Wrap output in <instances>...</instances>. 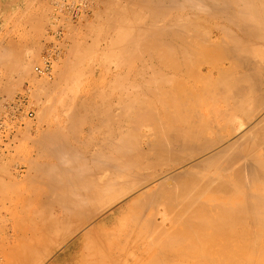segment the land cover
<instances>
[{
    "label": "bare ground",
    "instance_id": "obj_1",
    "mask_svg": "<svg viewBox=\"0 0 264 264\" xmlns=\"http://www.w3.org/2000/svg\"><path fill=\"white\" fill-rule=\"evenodd\" d=\"M125 1H127V0H125ZM128 1L132 2V3H128V4H133L134 7L137 6L135 4H138L139 5L138 7H141L140 10H142V13L145 12L144 14H146V16L149 20V22H147V21L141 22L142 24H140L137 27L138 30L135 28L137 30L136 31L137 34H136L135 38H133V40L130 43L128 42V47H130L129 44L130 45L133 44V46L137 44V46H134V48L139 46L140 49H142L141 47L144 46V48H146V50H147L146 52H148V51L150 52V54H149L150 57L149 56H147V57H149L150 61H152L154 63L153 64L149 61L151 63V65L147 69L152 70V68H153L154 74H158V73L161 74L162 79L160 78V81H159V77L157 76L158 77V79H157L155 76L153 81H149L150 79L152 80L151 77L153 74L151 73L152 75H150L151 76L150 79L147 77L148 82L146 80H143L142 81L143 83L141 82L142 85L136 84L137 86H135V87L140 86L139 88H141V86H142L141 91L140 90L139 91L140 92L143 91L145 96L143 93H141V94H143L144 97L140 94H139V97H137L138 94L135 96V98L131 97L133 99H131L129 97L131 100L130 99H128V100L126 99V100L127 101L130 100L131 102L130 101L126 102V104H125L124 99H121L120 102L123 105H121L120 108L123 109V111L120 109L117 112V113H120L119 116H120L121 120L119 118V121H116V120H118V118H117L118 116H117L116 112L114 111L115 113H113L112 110H111L112 112H110V109H111V107H109L110 105L106 106V107H108L109 111L107 112L105 109L106 113L105 114L103 113V115L105 117V121H106V119L107 120L112 119L111 121H115L119 124V127H117L118 131L116 128L117 132L114 133V131H112L110 129L112 131L110 133H112V134H110V138H108V139H110L109 141H111V143L109 144V142L107 141L109 146L111 145L110 147L116 151L115 153L117 154V157L115 156L113 158V157H110L111 155L109 156L107 154L110 157L109 158L106 155V157L109 158L108 160H106V158H105L106 161H103V160L101 161L100 159H98L99 162L96 161L97 164H95V165L98 166L97 168L101 167L102 169H100V170H101V172H103L102 170H104L105 168L109 167V169H110V166L115 165L114 167H116V165H117L116 163H120L119 166H117V167L121 166L120 168L123 167L122 164H124V166L127 164L126 167H129V166L131 167V165L133 167V165L144 163V162H142L144 160L142 157L147 156V153L150 156L149 152L147 151L148 148L146 149V152H147L146 155L144 152L140 154V152L137 151V150H139V148L137 147L136 144L134 145L135 140L131 141L132 140L131 137L133 136V133H134V135H135V133L137 135V133L139 132V129H141V128L138 129V126L140 125V127H141V124L142 125L148 124L147 125L148 128L150 126H154V129L150 127L153 130V138L149 139L150 138L149 137L148 139L150 141L148 140V144H147V142L145 144L150 146V148H149V149H151L150 153H153L151 156L152 157L155 156L154 158H156V159H154V160L156 161V163L154 162V160L151 159L152 158L151 156L145 157L146 161L148 160L149 165L151 167L152 166L155 167L157 164L160 165L159 162L161 161V159L165 158V159H167L168 162L169 161L174 162L175 163V164L173 163L174 166L175 165L179 166L182 164H183V166L179 167L180 169H178L174 172L172 171L171 173L166 174L165 176H162V178L160 180L158 178L159 181H157V183L155 185L153 183V186H151V187L148 186V188L146 187V189H142L140 191V193L138 194V196H139V198H141L142 200H145L146 202L147 201L150 202V200L152 202L154 200H157V202H158V200H159V201H163L164 206L166 208H167L166 205H168V207H169L168 209H171V212L173 213V215L170 213V215H172V219H173L172 221H174V219L176 220V222L174 221L175 227H176V223L179 222V224H180V222L182 221L183 227H181V228L179 226H177V227L179 228L180 231L182 229L183 232L182 231L178 232V230L176 228L179 235L182 236L180 239L182 240V238H183V240H182L183 245H181V246H188V247L192 248L189 250L188 247H187V249H184V247L182 248L180 246L175 245L176 247H180L181 249L180 248H178V249L174 248V250L169 249V251H166L164 253V256L166 258L164 260L172 261L171 259H174V257H175L178 260L177 264H264V116L261 115L263 117L260 116L261 118H259L258 122H256L254 125H253L254 122L253 123L250 122V119L255 118L254 116L258 114V112H257V114L255 113L256 110L258 111L259 107H260V109L262 111V108H264V107H262V106H264V89H263L264 86H263V88H261L262 87V81L264 83V80L259 75V74H261L260 72H262V74L264 72V70L261 69L262 64L264 66V62H262L264 60H263V57H262V59L260 58L261 60H259V62H261V63H259L258 65H260V69L262 70L261 71L259 69V67L256 64H254V61H256V59L253 60L254 57L252 58V56L254 54L264 55V47L252 46V45H258V44L260 45L262 43L264 44V0H128ZM130 6L131 5H129V7ZM131 8H133V7H131ZM127 9L128 8H126V10ZM133 9H136V8H133ZM138 10H139V8H138ZM131 11H132V9H131ZM40 25H41V21H40ZM38 26H39V24H38ZM66 26H68V25H66ZM54 28H55V26H54ZM54 28H53V30H55ZM68 28H71V27L69 26ZM57 30H58V28H56V30L54 32L59 31V30L58 31ZM68 31H69V29H68ZM133 32H135V30ZM56 34H58V33H56ZM133 36H131V37H133ZM129 37L130 36H128V38H126V40L132 39ZM242 42H247L249 45L248 48H243L244 51L240 47V45L242 46ZM125 45H124V47H125ZM140 45H142V46L140 47ZM6 46H8V45H6ZM133 46H131V47L133 48ZM0 47H2V46H0ZM3 47L5 48V46H3ZM4 48L2 50V53L5 52ZM12 48L14 49L15 45ZM126 48H127V45L125 47V50H127V52L132 51V48H130L131 49L130 51ZM139 48L137 51L138 53H139ZM7 49H8V47H7ZM13 49H11V50H13ZM23 49L24 48H22V51H23ZM122 49L124 51V48H122ZM9 50L7 52L10 53L11 50L10 51ZM15 50L13 52L14 54L17 53L16 52L17 50L16 51ZM144 50H141L142 53H140V55L144 54L143 53V52H145ZM25 51H27V50H25ZM25 51L23 52L22 56H20V58L18 57L19 58L18 59V65H19L18 69H20V67H21L25 71L27 70L29 72L30 70H32V69H30V67H31L30 63L33 61V56H35V54L34 53H33L34 55L31 54L34 51H32V52L27 51V53H25ZM35 52H36V50H35ZM134 52H132V54ZM2 53L0 54V56H1L0 60L3 61V59H5V57H3ZM126 53H125V55H126ZM146 54L148 55V53H146ZM4 55H5V53H4ZM6 55L8 57L10 54L8 55V53H7ZM20 55H21V53H20ZM135 55H134V57H135ZM137 56H139V54H137ZM137 56L135 58H137ZM36 57H37V55H36ZM143 57H144V55H143ZM145 57H144V59L146 60L147 58H145ZM135 58H133V60ZM9 59H11V57ZM141 59H142V56L140 57V60ZM233 59H236V60H233ZM227 60H229V61L231 60V61H235V62L238 60L241 62V64L239 63L240 65H238V63H237V65H233L236 67L231 66V68L233 70L229 67V65L231 64V61L228 62V64L230 63L229 65L227 63H226L227 65H225V63H224V65L221 66L223 64L221 62H225ZM11 62L12 61H10V63ZM36 62H37V60H36ZM5 63L7 64L6 66H9L7 62H5ZM128 63H129V61H128ZM131 63L132 62H130V64ZM140 63H141V61H140ZM155 63H158V64H155ZM1 64H2V62H1ZM123 64H125V63H123ZM11 65L14 66L13 64H11ZM33 65L34 64H32V66ZM51 65H53V63ZM128 65H126V66H128ZM37 66L44 67L45 65L42 62H40L37 65H34L33 69H34L35 74H38V71L36 70ZM132 66H133V64H132ZM151 66H152V68H151ZM16 67H17V65H16ZM160 67L166 71H168V70L173 71L172 77H173V73H174V75H175L174 78L170 77L171 75H169L168 73H165L166 71L160 69ZM129 68H130V66H129ZM141 68L145 69L144 66ZM22 69H21V71H22ZM24 70H23V72H24ZM161 70H162V72L164 71V73H165L164 75H163V73L160 72ZM216 70H217V73L219 74V78H220V80L218 79L219 83L218 82L215 83V80L214 81L210 80L211 83L213 82L212 84H215V85L210 84L209 83L210 81H208V84L210 86H208L207 82H206L205 88L202 90V88L199 87L198 82H200L201 79L205 80V79H208L209 77H212L215 74ZM140 71H142V70L139 69V72ZM24 73H26V75H27V72H24ZM128 73H130V72H128ZM134 73L138 74L136 72H134ZM169 73L171 74V72H169ZM145 74L146 73H144L143 76H146ZM147 74H150V73L147 72ZM42 75H44V73ZM168 75H169V77H168ZM141 76H138V78ZM34 78H36V77H34ZM122 79H124V78H122ZM140 79L141 78H139L137 80H140ZM144 79H146V78H144ZM125 80H126V78H125ZM36 81H38V80H36ZM28 82H29V80H28ZM118 82H120V81H118ZM132 83H133V81H132ZM138 83H140V81ZM113 84H115V83H113ZM41 85L42 84L40 83V86ZM211 86H213V87H211ZM133 87H134V84H133ZM8 88H10V87H8ZM16 90H18V88ZM3 91H6V89ZM7 91H8V93L10 92L8 89H7ZM41 91H42V89H41ZM32 92L34 93L35 91H32ZM135 92L138 93V91H135ZM206 94L207 95H216L214 97H219V99H221L220 98L221 95L222 96L224 95L222 100L228 102L227 105L229 107L228 106L227 107L229 109H231L232 111H234V114H232L231 116L228 115L225 111L224 112L221 111L222 113L219 114V116L221 118L229 117L228 120L231 124L232 131L227 136H224L221 132H217V135H215L212 138L207 136V134H206L207 137L205 136L204 133L207 132V129L211 128L212 123L211 124H209V123L213 119V117H212V119L211 118L209 119V117H208V116L211 117V115L213 116V114L208 115L209 112H207L206 118H208V119H206L205 118L206 113H201L202 111L204 112V110L199 112V110H200L199 104H201L200 103L201 100L207 101L209 99L206 96ZM37 95H38V93H37ZM116 95H117V93H116ZM110 96H111V94H110ZM113 96H114V94H113ZM7 97H9V96H7ZM206 97H207V99H206ZM214 97L212 96L213 99H215ZM110 98H112V97H110ZM253 98H254V101L252 100ZM80 99L81 98L78 99L79 100L78 103H81ZM84 99H86V98H83L82 100H84ZM216 99H218V98H216ZM250 100L254 102V103L251 102L252 106L254 104L253 107L252 106L249 107V105H248V104H251L249 102ZM93 101L94 100L92 99V103H93ZM203 101H202V104H203ZM210 101H212V100L210 99ZM115 102H114L113 108L115 107V104L117 103V102L116 103ZM82 103H83V101H82ZM85 104H84L85 108L89 107V105L86 107ZM156 104L158 106H156ZM118 105H120V104H118ZM74 106H76V104ZM74 106L72 109V111L74 110L73 116H71L73 119H74V116L79 112V110L81 111L80 107L82 105H77L75 107V109H74ZM98 108L95 107V109H97V110H98ZM212 109L213 108L211 107L209 110H212ZM214 109H213L212 113L215 112ZM162 110H163V112H162L163 114H161ZM240 111H243L245 114L248 115V118H250L249 122L251 123L252 126H249L248 129L245 127L246 124L248 123V120H246L247 121V123H246V121H243L242 119L240 120L239 117L237 116V113ZM87 112H88V110H87ZM98 112L99 111H97V113ZM101 113H102V111H101ZM101 113H100V116L98 115V117H102L104 119V117L102 116ZM2 114H4V113H2ZM35 114H37V113L34 112V115ZM92 114H93V111H92ZM69 115H68V117H69ZM80 115H81V113H80ZM85 115H87V114H85ZM258 115H257V117H258ZM77 116H78V114H77ZM83 116L84 115L82 114V117ZM94 116H95V114H94ZM113 116H117V117H113ZM203 117L208 121V123H205V122L203 123L200 121V123L203 124V125H200L199 120L204 119ZM28 118L30 119L31 117H28ZM95 118H97V116H95ZM68 119H70V118H68ZM75 119H77V117H75ZM81 119H84V118H81ZM87 119L88 120L84 119V121H86V122H83V120H80V117H79V120H77L79 122L81 121V123L83 122L84 125L88 126L87 130L84 128V130H86L84 132H81L82 129H79V127L77 129L78 125L76 126V128L74 126V128H72V129L70 127L72 124L70 125L68 123L70 126H68V125H66V126H68V128L70 127L71 131L69 132V134L72 132L71 135L75 139V142L81 141L82 143H84V141H85L86 143H84V144H86L87 148L89 149L87 151H90V150L92 151V149L94 148L95 145L93 146V148H91L92 146L90 143H93V142H90V141H92L91 139H93V141L98 140L96 138L94 139V137H93V135H94L93 133H97L96 131H94L95 130L94 128L97 126V125H95V122H98V121L93 120V119L89 120V118H87ZM103 119H101V120L103 121ZM205 119H204V121H205ZM74 120L72 122L73 125H74ZM98 120L101 121L100 119H98ZM123 121H126V122H124V123H126V125L123 123ZM100 123L101 122H98L97 124L100 125ZM105 123L106 122H104L103 124H105ZM27 124H28V122H27ZM107 124H108V122H107ZM109 124H111V122ZM102 125L100 127H102ZM207 125H210V126H208L209 128L207 127ZM79 126H80V124H79ZM81 126H82V124H81ZM100 127L96 128V129H99ZM106 127H107V125H106ZM18 128H20V127H18ZM102 128L100 130H102ZM144 128H147V127H144ZM63 129H67V127L63 128ZM106 130H107L106 133L108 134L110 130H108V129H106ZM100 132L102 134V131H100ZM65 133L66 132L61 133V136L65 135ZM148 133H149V136H150V134L152 135L151 130ZM99 134H98V136H100ZM45 135H47V134H45ZM45 135H43L42 137L43 138L46 137ZM50 135H51V133H50ZM58 135L59 134H57L54 138L56 139V137H58ZM66 135H67V133H66ZM61 136H59V137H61ZM115 136H117V137H115ZM140 136H141V134H140ZM62 137H64V136H62ZM95 137H96V134H95ZM144 137H146L145 134H144ZM61 138L59 140L60 144L64 141L63 138H62L63 141H61ZM115 138H116V141H115ZM55 139H54V141H55ZM46 140H47V138H46ZM66 140H67V138H66ZM40 141L43 142V140H40ZM51 141H47V142H51ZM59 141L58 142L56 141V142L59 143ZM42 142H39L38 144L41 145ZM56 142H54V143H56ZM130 142H132V144ZM220 142H223V143L221 145L219 144L220 146L218 145L219 148H215V147H217L215 145H217ZM51 143H52V145L54 144L53 142H51ZM51 143H50V145L49 144L48 145L51 146ZM57 143L55 144L56 146L50 147L52 154L49 153L50 150H49L48 145L46 144L47 145V147H46V145L43 143L44 147L48 148V149H46V151L49 150V152L47 151V153L43 154L44 156H46L45 158H48L47 157L48 155H46L48 153H49V158L51 157L50 154L53 155L54 157H55V154H56V156L58 155L59 157H61V156L63 157V155L65 156V151L63 150L64 146L59 144L60 146H62V149H61V147H59V145ZM99 143L97 145H99ZM103 144L105 145V143H103ZM108 144H106V145L108 146ZM57 145H58V147H57ZM63 145H65V144H63ZM102 145L101 146L99 145V146L94 148L93 153L94 154L98 153L95 156L99 155V153H101V151L103 150ZM140 146H142V145H140ZM75 147H76V145H75ZM65 148H67V147L65 146ZM71 148H72L71 150L73 152L69 151L70 150V147H69L68 148L69 150H66L68 152L66 154H71V153L74 154V152H76V150L73 147H71ZM41 150H42V152H44L43 148ZM61 150H63V153ZM107 150L111 151V153H112V150H110V148L109 149L106 148V151ZM60 152L63 155L60 154ZM137 152L140 155H137ZM76 153L74 154V158H72L73 160H75V158L77 157ZM202 153L203 154L205 153V155L202 156ZM116 154H113V155H116ZM200 154L202 156L201 158H200V156H198ZM43 155H41V156H43ZM41 156L39 155V158ZM58 156H57V158H59ZM86 158L84 157V161L80 162V164L77 163L79 161L77 160L78 158H76L75 161H77V162H74V164L72 163L73 165L71 164L72 159L70 161L69 160L66 161L68 158L65 161H64V159L61 160L64 162V164H62L60 160H59L60 161L59 163L57 162L58 164L56 162H54L53 164L52 163L50 164L49 163V162H51L50 160L48 163H47L48 160L43 161V164H42V162L40 164L36 162L37 165L39 164L40 168H38L39 166H36V164H34L33 159H30V161H33L32 162L33 165L32 164L28 165L30 167V169H31V166H33V167L36 166L35 168H37L36 171L33 172L34 177L38 171L44 172V173L41 172L42 176L44 174H46V175L49 174V175H47V180L51 181L52 184L53 183L55 184L54 185L55 187L53 186L55 189H52V191H54V192L56 191V194L60 191L58 189L60 186L58 187V185L63 184L64 182H66L67 185L70 184L69 188L67 187V185H65V187L63 186L64 188L61 187L63 190H65L62 192H66L67 190L65 188L67 187V189L69 190L68 193H70V194H68V193H67V195L65 193H62L63 195L60 193L57 194V196L60 195L59 197H62V199L58 198L59 200H57V201L60 203L61 202L60 200H64L63 202L65 205V208L69 207L68 209L70 210L73 207V211H71L72 209L70 210L72 213L70 211H68L71 213V214L69 213L68 215H66L68 218L65 217L66 218L65 219L64 218L65 215L62 217L63 219L60 218L61 222H59L60 221L59 217L58 218L56 217V220L57 219L58 220L56 222H53L52 226L49 228L48 231H46L44 233L42 232L43 234L38 235V236L34 234L33 236H35L34 237L35 239L33 238L32 241H30V242L27 241L24 244V245H26L25 247L17 248L13 251H10V252H12V255H11L12 258H10V261L12 262V260H14L12 263L9 262L10 264H41V263H43L45 260H47L55 252V250L60 245L65 243L67 238L70 236V234L73 233V232L69 233L68 235L66 234V237L64 236L65 232L61 231L58 234L59 230H64L63 225L64 226L67 225V224H62V223L69 221V222L73 223V224L70 223L72 225V227H73V225L77 224L75 226V228L77 229V228H81V227L86 226L94 218V216H96V214H97L96 212H97L98 208H97V206H94L93 202L91 204H90V202L92 201V198L95 199V196L97 193V190L95 191V189H97V187L101 189V186L97 185L98 184L97 181L100 178L97 179V177H99V175L95 179V176L93 177L92 174L91 175L87 174L89 172L90 173L92 172L91 171L92 169L90 170V168H89L90 171H88L87 173L85 172V171H87L85 169L90 167L89 163H87L88 165L85 167H84V165L81 166L85 161L87 162V160H85ZM99 158H102V157L99 156ZM90 159H93V158H90ZM157 159H159L160 161ZM37 161H38V159H37ZM80 161H81V159H80ZM116 161H118V162H116ZM96 162L93 161V163L91 162V164L94 165V163H96ZM163 162H165V161L163 160ZM66 164H71L70 168L72 167L71 171H72L73 176H72V174L71 175L69 174V175H66L63 177L64 174H67L70 172L69 168L68 169L65 168V167H69ZM168 164H170V163H168ZM214 165H215V167L213 169L210 168L211 170H209V172L214 170V169H215L214 171H216V172L213 171L214 173L210 172L211 173V174L209 173L210 175L207 174V172H208L207 169H209L210 166H214ZM79 166H81L82 169H79L80 168ZM166 166H167V164H166ZM76 167H79V168H76ZM126 167L124 168L125 170H126ZM140 167H143V165L142 166L140 165ZM120 168H117L119 173H121V171H119ZM95 169H96V167H95ZM117 169L115 168L114 170H117ZM28 170H29V168H28ZM121 170H123V169H121ZM195 171H197L196 172L197 174L195 173ZM107 172H108V169H107ZM118 172L114 173V175L115 174L117 175ZM199 172L202 174H200ZM41 173L38 172V174H40L39 175L40 177H42ZM109 173H111V171ZM50 174L52 177L50 176ZM60 174H63V175H60ZM16 175H18V174H16ZM116 175H115V177H117V179H118L119 175H117V176ZM146 175H144V176L147 177V179H148V177L150 178L149 175L148 176H146ZM162 175H164V173ZM39 176H36V177H39ZM67 176H68V178H67ZM69 176H71V177L69 178ZM130 176H133V175H130ZM115 177L113 178L115 183L113 180H109L108 181L109 184L121 183L120 182L121 177L119 178L120 181L117 183H116L117 179L115 180ZM10 178H11V176H10ZM45 178H46V176H45ZM93 178H94V181L95 180H97V181L94 182ZM108 178H106V179L108 180ZM151 178H154V177L151 176ZM88 180L91 182H89ZM107 180H106V182H107ZM145 180H146V178L144 179V181ZM152 180L153 179H151V181ZM19 181H20V179H19ZM43 181H45V180L43 179ZM82 181L83 182L86 181V183L89 182L88 184H90V185L87 184L88 185V187H87V185L85 186L86 183L83 184ZM104 181H105V179H104ZM168 181H172V184H169ZM17 182H18V180H17ZM58 182H60V184H57ZM68 182H69V184H68ZM101 182H103V178H102ZM8 183L11 184L12 182L8 181ZM48 183L50 184V182H48ZM122 183H123V181H122ZM12 184H13V186H15L16 183H12ZM101 184L99 182V185H101ZM103 184H102V186L104 187ZM1 185H2V183H1ZM106 185L104 187L105 189L107 187ZM94 186H96V187H94ZM51 187L52 186H50V188ZM101 190L103 191V189H101ZM51 194H53V193H51ZM56 194H53V195H56ZM49 195H50V193H49ZM49 195H47V196L49 197ZM101 197H102V192H101V194L99 193V195L96 196V198H98V200ZM68 198H70V199H68ZM53 199H55V198H53ZM0 200H2V199H0ZM102 201H103V199H102ZM105 201L106 200L104 199V203L103 202L102 203L105 204ZM11 202H13V201H11ZM11 202L9 201V203H11ZM58 202H55V203H58ZM63 202L61 203L62 206H60L61 207L60 209H65ZM67 202L72 207L68 206ZM149 202H147V203H149ZM152 202H151V204H152ZM57 205H60V204H57ZM1 207L5 208L6 212L8 211L7 206H5V204H2V202H1ZM1 207H0V209H1ZM66 210L67 209H65V211ZM100 211H101V209H100ZM68 212L66 211V213H68ZM62 220H65V221H62ZM69 222H68V224H69ZM4 223H5V220H4ZM100 223H101V221H100ZM173 224H171V225L173 226ZM171 225H170V227H172ZM5 226L6 227L3 229V231L5 230L4 232H6L8 230L7 228H9L8 225H5ZM73 229H74V227L72 228V230ZM165 229H167V227ZM158 230H160V229H158ZM92 231H94V228H89L86 231H84L83 232V237H84L83 239H85V240L89 239L88 236L92 233ZM161 231H162V233L165 232L163 230H161ZM61 233H62V236L60 237L61 239H59V237L57 239L56 238L57 234L60 236ZM178 233H176L175 235H178ZM180 233H182V234H180ZM14 234H16V233H14ZM165 234H166V232H165ZM171 234H173V233H171ZM0 235L2 236L3 234L0 233ZM9 235L11 236V234H9ZM167 235H168V237H167L168 241H164L165 243H162V244L160 243V245L165 246L166 243H169L168 245L173 246L171 244H174L175 236L170 235V234H167ZM179 235H178V238L176 236V238H177L176 243L178 242V240H180ZM13 236H16V235H13ZM36 236L38 237L37 239H36ZM169 236L170 237L173 236V237L170 238V240H169ZM2 237L5 238L4 236H2ZM2 237L0 238L1 240H2ZM164 237H163V239H166ZM5 239L7 240V235H6ZM12 240H14V237L12 238ZM83 242H84V240H83ZM76 243L77 242H73L71 245L67 244L68 246H65L66 249H64L63 252L64 253L68 252L70 249H72V247H74V245L76 246ZM166 247H164V248H166ZM165 254H167V255H165ZM166 256H168V257H166ZM95 259H97V258H95ZM56 261L58 262L59 260H56ZM173 261H175V260H173ZM51 264H53V263H51ZM173 264H175V263H173Z\"/></svg>",
    "mask_w": 264,
    "mask_h": 264
},
{
    "label": "rangeland",
    "instance_id": "obj_2",
    "mask_svg": "<svg viewBox=\"0 0 264 264\" xmlns=\"http://www.w3.org/2000/svg\"><path fill=\"white\" fill-rule=\"evenodd\" d=\"M128 3H132V2H129L128 0L127 1H125V0H0V46H2V47L5 46V48L3 47L5 50V52L3 51L5 53V55H4V53H2L3 48L0 47V54L2 53L3 57H5V59H3V61L0 60L2 62V64L4 65L3 66L0 62V108L2 109V110L0 109V118L3 115L2 113H4L6 110L4 108L5 100L11 99V97L13 98L18 92H22V91L27 92L28 97H29V102H30L29 104L35 110L34 112L37 113L34 116H32L30 119L26 117L27 119L26 118L24 119L25 120L24 126H22L20 128L17 127L15 131H13V132L6 131L4 133V135H1V133H0V165H1L0 166V186H1L0 187L1 188L0 189V199H2V200H0V207H1V202H2V204H5V206H7V208H8L7 212H6L5 208H3V207H1V209H0V233L3 234L2 236H4L5 238L7 235V240L0 235L2 237V240L0 239V241H1L0 242V264H10L9 263V262H11L10 258H12V256H11L12 252H10V251H13L17 248L25 247L26 245H24V244L27 241L28 242L32 241V239L35 237V236H33L34 234L38 236V235H41L44 232L48 231L49 228L52 226L53 222H56L58 220V219L56 220V217L57 218L59 217V219H60L65 215L64 218L65 217L68 218L66 215H68L71 211H73V207L71 205H69L68 202H67V205L72 207L71 208L72 210L70 209L71 211L68 209L69 207L65 208V205L63 202L64 200H60L61 201L60 203L57 201L60 198L62 199V197H59L60 195L57 196V194L65 193L67 195V193L69 192V190L67 189V187L69 188V185H70L69 182H68L69 185H67L66 182H64L63 184H60V182H58L57 184H60V185H58V187L60 186L58 189L61 192L58 190L59 192L56 194V191L55 192L52 191V189H55L54 188L55 184L54 183L52 184L51 181L47 180V175H49V174H47V175L44 174L46 176V178H45L44 175H43L44 177L42 176V173H44V172L38 171L39 170L38 169L37 170L38 172H40V173L42 172L41 173L42 177L39 176L40 174H38V172L37 173L35 172L36 174L34 177L33 172L36 171V169H37L35 167L39 166V164L41 162L43 164V161H45V160L46 161L48 160L47 163L50 160L51 161V162H49L50 164L51 163L53 164L54 162L59 163L62 159H64V161H65L67 158L68 159L66 161H68V160L70 161L72 158H74V154L76 152H77L76 158H78L77 160L79 162L75 161L76 160V158H75V160H73V159L71 160L72 161L71 164L72 163L74 164V162H77L80 164V162L84 161V157L85 158L87 157L85 159V160H87V162L85 161L86 163L84 162L81 166L84 165V167H85L88 165L87 163H89L90 167L85 169L87 171H85V170L84 171L87 173L88 171H90L92 169L91 170L92 172L91 173L89 172L87 174H89V175L92 174L93 177L95 176V179L99 175V177H97V179L98 178H100V179H98V181L97 180L94 181V178H93V181L94 182L97 181L98 182L97 185L101 186V189H103V191L98 187H97V189H95V191L97 190V193H98V194L96 193V196L99 195V193L101 194V192H102V197L98 200V198L101 195L98 198H96V196H95V199L92 198V201L90 202V204L93 202L94 206H97V208H98V210L96 212L97 214H96V216H94V218L86 226L81 227V228L76 229L75 228V226L77 225L76 224V225H73L74 229L72 230L73 227L71 224H73V223H71L69 221L62 223V224H67V225H65V226L63 225L64 230H59L58 234L61 231L65 232L64 236L66 237V234L68 235L69 233H72V232L73 233L70 234V236L67 238L65 243L60 245L55 250V252L47 260H45L41 264H51V263H53V264H165V263L166 264H168V263L169 264L170 263L171 264H173V263L177 264L178 260L175 257H174V259H171L172 261L175 260L173 262L170 260H164V259H166L164 256V253L166 251H169V249L174 250V248L178 249L180 247H182V248L184 247V249H187V247H188V246H181V245H183V242H182L183 238H182V240L180 239L182 236H180L178 232H181V231L183 232V230L181 229V231H180L177 226H179L180 228L183 227L182 221L180 222V224H179V222L176 223V227H175L174 221L176 222V220L174 219V221H172L173 220L172 219L173 213L171 212V209H168L169 208L168 205H166L167 206V208H166L164 206L163 201H159V200H158L159 203L157 202V200H154L153 202L150 200V202L147 201V202H149V203H147L145 200H142L138 196V194L140 193V191L142 189H146V187L148 188V186L149 187L153 186V183L155 185L157 183V181H159L162 178V176H165L166 174H169L172 171L174 172V171L180 169L179 167L183 166V164L182 165L178 164L179 166H177V165L174 166V164H175L174 162H170V161L168 162L167 159H165V158L161 159V161L159 159H157L161 162V163L159 162V164L161 166L157 164L155 167H153V166L151 167L149 165L148 160L146 161L145 157L149 156L148 153L146 152V149L148 148L147 151L149 152L150 156L153 154V153H150L151 149H149L150 146H148L147 144H148V140L153 138V130L151 128L154 129V126H150L151 128L150 127L148 128V126H147L148 124L147 125L141 124V127H140V125L138 126V129L141 128V129H139L140 133L138 132L137 135H136V133L134 135V133L132 132L133 136L132 135H131L132 137L130 136L132 139L131 141L135 140L134 145L136 144L137 147L139 148V150H137V151L140 152V154L144 152L146 155V153H147V156L142 157L144 159L142 162H144V163L133 165V167L131 165V167L129 166L131 169L129 167H126L127 164L124 166V164H122V163H121L123 166L122 168H120L121 166L117 167V166H119L120 163H116L117 164L116 167H114L115 165L110 166L111 170L109 169V167L105 168V169L103 168L104 169V170H102L103 172H101V170H100V169H102L101 167L97 168L98 166L95 165V164H97V162H99L98 159H100L101 161L102 160L106 161L110 157H113V158L115 156L117 157V154L115 153L116 151L110 147L111 145L109 146L111 141H109L110 139H108V138H110V134H112L110 132L114 131V133H115L118 131L117 127H119V124L115 121H111L112 119H110V120L106 119V121H105V117H104L103 113L105 114L106 111L107 112L109 111L108 107H106V106L110 105L109 106V107H111V109L109 108L110 112H112V111H113V113L116 112L118 117L117 116H113V117H117L118 120H116V121H119L120 113H117V112L121 109L120 108L121 105H123L120 102L121 99H124L125 104H126V102H129L131 99H133L131 97L135 98V96L137 94H138L137 97H139V94L143 96V94H144L143 91L140 92L142 89V86H141V88H139L140 86H138V87H135V86L140 85V84L142 85L143 80H146L148 82L147 77L150 79V77H151L150 75H152V74H153L151 77L152 80L150 79L149 81H153L155 76L157 79L159 77V81H160V78L162 79L161 74H159V73L154 74L152 66H151L152 70L147 69L150 67L151 63H153V62L150 61V59H149L150 52L149 51L146 52L147 50H146V48H144V46L140 45V47L142 46L141 47L142 49H140L139 46L134 48V46H137V44L134 46H133V44L132 45L129 44L130 47H128V42L130 43L133 40V38H135V36L137 34L136 31L138 30L137 27L140 24H142L141 22H145V21L149 22L146 14H144L145 12L143 11L144 13H142V10H140L141 7H138L139 6L138 4H135L137 6L134 7L133 4H128ZM129 5H131V6L129 7ZM131 7L136 8V9H133ZM126 8H128V9L126 10ZM138 8H139V10H138ZM131 9H132V11H131ZM40 21H41V25H40ZM38 24H39V26H38ZM66 25H68V26H66ZM54 26H55V28H54ZM69 26L71 28H68ZM53 28L55 30H56V28H58L59 31L57 30L58 32H54L55 30H53ZM68 29H69V31H68ZM134 30H135V32H133ZM56 33H58V34H56ZM128 36H130L129 38H132V39L126 40V38H128ZM131 36H133V37H131ZM125 44L127 45L126 49H128L129 51L131 50L130 48H132L131 46H133L132 51L127 52V50H125V47H126ZM6 45H8V46H6ZM14 45H15V48L13 49L12 47H14ZM124 45H125V47H124ZM248 46L249 45L247 42H242V46L240 45V47L242 49L248 48ZM252 46L264 47V44L262 43L260 45L258 44V45H252ZM7 47H8V49H7ZM22 48H24L23 51H22ZM122 48H124L125 52L123 51ZM138 48H139V53L137 52ZM9 49L10 50L13 49V50H11L12 52ZM8 50L10 51V53L7 52ZM14 50L17 53L14 54L13 53ZM25 50L30 51V52L34 51L31 54L32 55L35 54V56H33V61L30 63V66H31L30 69H32V70H30L29 72L27 70L25 71L21 67H20V69H18L19 68L18 59L20 58V56H22V54ZM35 50H36V52H35ZM141 50H144L145 52H143L144 54L140 55V53H142ZM27 51H25V53H27ZM46 51H49V53H50V58L48 57L50 74H46V73H44V75H42L43 73L35 74L33 66L39 64L40 62L44 63L43 55L45 53H47ZM243 51H244V49H243ZM6 52L8 53V55L10 54L8 57L6 55L7 54ZM132 52H134L136 55L134 53L132 54ZM20 53H21V55H20ZM125 53H126V55H125ZM146 53H148V55ZM137 54H139L140 57L142 56L141 60H140V57L137 56ZM36 55H37V57H36ZM134 55H135V57L137 56V58H135ZM143 55H144V57L146 56L145 58H147L148 60L147 59L145 60ZM147 56H149V57H147ZM10 57H11V59H9ZM262 57L264 60V55L254 54L252 56L253 60L256 59V61H254V64H256L259 67V69H260V65H258V64L261 63V62H259V60H261ZM133 58H135V59L133 60ZM138 59L141 61L142 64L140 63V61ZM36 60H37V62H36ZM127 60L129 61V63ZM233 60H236V59H233ZM10 61H12V62L10 63ZM230 61L227 60L225 62H221L223 64L222 65L220 64V65L223 66L224 63H225V65H227L228 62H230ZM237 61L236 62L231 61V64L230 63H229L230 65L228 64L229 67L231 68V66L237 65V63H238V65H240L241 62L240 61L237 62ZM5 62H7L9 66H6L7 64ZM51 62L53 63V65H51L52 64ZM130 62H132V63L130 64ZM262 62H264V61H262ZM123 63H125V64H123ZM11 64H13L14 66H12ZM32 64H34V65L32 66ZM132 64H133V66H132ZM155 64H158V63H155ZM16 65H17V67H16ZM126 65H128V66H126ZM142 65L144 66L145 69L141 68V67H143ZM129 66H130V68H129ZM233 67H236V66H233ZM263 67L264 66L262 64L261 69L264 70ZM21 69H22V71H21ZM139 69H141L142 71L139 72ZM160 69L164 70L161 67H160ZM23 70H24V72H27V75H26V73L23 72ZM162 70L160 72L163 73V75L165 73H168L169 75H171L170 77H172L173 71L164 70V71H166L164 73V71L162 72ZM128 72H130V73H128ZM134 72H136L138 74H135ZM143 72L146 73L145 74L146 76H143V74H144ZM147 72L150 74H147ZM169 72H171V74ZM260 73H261V74H259L260 77H262V79L264 80V78H263L264 72H263V74H262V72H260ZM169 75H168V77H169ZM138 76H141V77H139V78H141L140 80H137V79H139ZM174 76L175 75L173 73L172 78H174ZM34 77H36V78H34ZM122 78H124V79H122ZM125 78H126V80H125ZM144 78H146V79H144ZM218 79L220 80L219 74L217 73V70H216L215 74L212 77H209L208 79H205V80L201 79L200 82H198V85L203 90L205 88L206 82H207V85L210 86L208 84V81H210V80L214 81L215 80V83H217V82L219 83ZM28 80H29V82H28ZM36 80H38V81H36ZM118 81H120V82H118ZM132 81H133V83H132ZM139 81H140V83H138ZM211 81L209 82L210 84L213 83V82L211 83ZM40 83L42 84L41 86L43 88L40 86ZM113 83H115V84H113ZM133 84H134V87H133ZM212 85H215V84H212ZM263 86H264V83L262 81V87L261 88H263ZM8 87H10V88H8ZM211 87H213V86H211ZM4 88L6 89V91H3V90H5ZM17 88H18V90L19 89L20 90L19 91L16 90ZM7 89L10 91L9 93H8ZM41 89H42V91H41ZM31 90L35 91V92L33 93ZM135 91H138V93H136ZM37 93H38V95H37ZM116 93H117V95H116ZM141 93H143V94H141ZM110 94H111V96H110ZM113 94H114V96H113ZM7 96H9L10 98ZM144 96H145V94H144ZM206 96L209 98L208 99L209 101L205 100L206 101L205 102V101L201 100V102H200L201 104H199V109H200L199 112L204 110V112L202 111L201 113H206L205 118L207 117V112H209L208 115L213 114V116L211 115V117L210 116H208V117H209V119L210 118L212 119V117H213L212 121L214 123L212 121L209 123V124L212 123L211 128L208 127L210 125H207V127L209 129H207V132L204 133L205 136L207 134V136L212 138L215 135H217V132H221L224 136H227L232 131L231 124L228 120L229 117L221 118L219 116V114L222 113L221 111H223V112L225 111L228 115L231 116L232 114H234V111H232L231 109L228 108L229 107L227 105L228 102L222 100L224 95L223 96L221 95V97H220L221 99H219V97H214L216 95H207L206 94ZM212 96L215 99H213ZM110 97H112V98H110ZM207 97H206V99H207ZM79 98H81L80 99L81 103H82V101H83V103L85 102L86 103V104L84 103L85 106L87 107L89 105L90 108L89 107L85 108L83 103L82 104L78 103ZM83 98H86V99H84L85 101L82 100ZM216 98H218L219 100ZM92 99L94 100L93 103H92ZM104 99L105 100L107 99V100L105 101ZM126 99L127 100L130 99V100L127 101ZM210 99L212 101H210ZM252 100L254 101V98ZM113 101L114 102L116 101L120 105H118L115 102L116 104H115V107L113 108V105H114ZM202 101H203V104H202ZM253 101L250 100L249 102L254 103ZM74 103L76 104V106L82 105L84 107V108L82 106L80 107L82 112L80 110H79V112L81 113V115L78 112L77 113L78 116H77V114L74 116V119H75V117H77V119H75V120L71 117V116H73L74 110L72 111V109H73V106L75 105ZM252 103L248 104L249 107L252 106ZM76 106H74V109ZM156 106H158V105L156 104ZM253 106H254V104H253ZM95 107L96 108L99 107L100 109L98 108V110H97V109H95ZM211 107L213 109L215 108L214 113H212L213 109L209 110ZM262 107H264V106H262ZM105 109H106V111H105ZM87 110H88V112H87ZM121 110L123 111V109H121ZM92 111H93V114H92ZM97 111H99L98 112L99 114L97 113ZM101 111H102V113H101ZM262 111L259 107V110L258 111L256 110V112H255L256 114L258 112V114H259V115L257 114L258 117H257V115H255L254 116L255 118H251V119L248 118V115L245 114L243 111L238 112L237 116L239 117L240 120L241 119L243 121L248 120L249 124L246 121L247 124L245 126L248 129L249 126H252L251 123L254 122L253 123V125H254L256 122H258L259 118L264 116V108H262ZM162 112H163V110L161 111V114H163ZM100 113L102 114L104 119L102 117H98V115L100 116ZM82 114L84 115L83 117H82ZM85 114H87L88 116ZM94 114H95V116H97V118H95ZM68 115H69V117H68ZM261 115H263V116H261ZM79 117H80V120H83V122H86V121H84V119L88 120L87 118H89V120L93 119V120H97L98 122H101L100 125L97 124L98 122H95V125H97L98 127H100L104 122H106L105 124L107 125V127L105 124H103L102 125L103 128L100 127L99 129H96V128H98L97 126L94 128L95 129L94 131H96L97 133L98 132L100 133V134L98 133L100 136H98L97 133H93L94 139L96 138L98 140H94L95 141L94 142L93 139L90 138L92 140L90 142H93V143H90L92 146V147L90 146L91 148H93L94 145H95L94 146V148H95L99 145L101 146L103 143H105V145H106L109 142V144H108L109 147L107 145H106L107 146L106 147L104 144L102 145L103 150L97 156H95V155L98 153H95V154L93 153L94 148L92 149V151L91 150L87 151L89 149L87 148V145L84 144V143H86L85 141H84V143H82L81 141H80L81 143L75 142V139L71 135L72 132L69 134V132L71 131L70 127H71V129L74 128V126L76 128L77 125H78L77 129H78V127H79V129H82L81 132H84L87 130L88 126L84 125L83 122L81 123V121L80 122L77 121V120H79ZM68 118H70V119H68ZM81 118H84V119H81ZM98 119H100V120L103 119V121L102 120L99 121ZM204 119L199 120V123H200V121L203 123L204 122L208 123V121L206 120L208 118H206L205 121H204ZM249 119H250L251 123L249 122ZM73 120H74V125L72 123ZM120 120H121V118H120ZM27 122H28V124H27ZM107 122H108V124H107ZM110 122H111V124H109ZM124 122H126V121H123V123ZM68 123L70 125L71 124L72 125L70 126ZM79 124H80V126H79ZM81 124H82V126H81ZM124 124L126 125V123H124ZM66 125H68L70 127L68 128V126H66ZM200 125H203V124L200 123ZM66 127H67V129H63ZM144 127H147V128H144ZM84 128L86 130H84ZM101 128H102V130H100ZM116 128H117V131H116ZM106 129L112 130V131L111 130L109 131V133H108L109 135L106 133V131H107ZM149 129L151 130V133H152V135L150 134V136L148 133V132H150ZM99 130L102 131V134ZM63 132L67 133V135L65 133L66 136L62 135L64 137L61 136V133H63ZM50 133H51V135H50ZM56 133L59 135L55 139L54 137L57 135ZM45 134H47V135H45ZM95 134H96V137H95ZM140 134L142 137L140 136ZM144 134L146 137H144ZM43 135H45L46 137L43 138L42 137ZM59 136H61L64 139V141ZM115 137H117V136H115ZM137 137L138 138L140 137V138L138 139ZM46 138H47V140H46ZM60 138H61V141H63L61 144L59 141ZM66 138H67V140H66ZM54 139H55V141H54ZM40 140H43V142ZM38 141L42 142L41 145L38 144L39 143ZM47 141H51L53 143L56 141L57 142L59 141V143H57V142L56 143L58 145L60 144V145L64 146L63 150L65 151V156L62 154L63 150H61L62 153L60 152V154H62L63 157L62 156L59 157L57 155L60 159L57 158L56 154H55L56 158L53 155H51L52 152H51L50 147L56 146L55 145L56 143H54L52 145L51 142H47ZM115 141H116V138H115ZM146 142H147V144H145ZM43 143L45 145L46 144L50 145V143H51V146L48 145L50 152H49V150H47L49 153H51L50 158H49V153L46 154V155H48L47 156L48 158H45L46 156L43 155L44 153H47L46 149H48V148H46L47 145H46V147H44ZM98 143H99V145H97ZM130 143L132 144V142H130ZM222 143L223 142H220L217 145H215V146H217L215 148H219V146ZM63 144H65V145H63ZM58 145H57V147H58ZM60 145H59V147H61V149H62V146H60ZM75 145H76V147H75ZM140 145H142V146H140ZM65 146L67 148H65ZM69 147H70V150L68 149ZM71 147H73L76 150V152H74V154L73 153L66 154V153H68L66 150L73 152L71 150L72 149ZM42 148H43L44 152H42V150H41ZM106 148H108V149L110 148V150H112V153H111V151H108V150L106 151ZM138 152H137V155H140V154H138ZM107 154L109 156L110 155L111 156L109 157ZM113 154H116V155H113ZM39 155L40 156L43 155V156H41L39 158ZM106 155L109 158L106 157ZM204 155H205V153L204 154L202 153V156H204ZM99 156H101L102 158H99ZM198 156H200V158L202 157L201 154ZM154 157H152L151 159L152 160L156 159ZM90 158H93V159H90ZM105 158H106V160H105ZM30 159H33L34 164H36V162L39 164L38 165L36 164V166H34V167L31 166V169H30V167L28 165H30V164L33 165V163H32L33 161H30ZM37 159H38V161H37ZM80 159H81V161H80ZM163 160L165 162H163ZM93 161L94 162L97 161V162L94 163V165H93V164H91V162L93 163ZM116 162H118V161H116ZM154 162L156 163L155 160H154ZM61 163L64 164L63 161H61ZM165 163L167 164V166ZM168 163H170V164H168ZM71 164H66L69 167L64 166L66 169L69 168L70 172L67 174H64V175L63 174H60V175H63V177L66 175H69V174L71 175L72 174V171H71L72 167L70 168ZM140 165L141 166L143 165V167H140ZM81 166H79L80 168L79 167H76V168L82 169ZM95 167H96V169H95ZM125 167H126V170L124 169ZM214 167H215V165L210 166L209 169H207V171H208L207 174H209L210 172H212V173L216 172V171H214L215 169L209 172V170H211L210 168L213 169ZM28 168L30 171L28 170ZM38 168H40V166ZM89 168H90V170H89ZM113 168L114 169L120 168L119 171H121V173L118 172V169L114 170ZM107 169H108V172H107ZM121 169H123V170H121ZM110 171H111V173H109ZM116 171L118 172L117 175H119L118 179H117V177H115L116 174L114 175V173H117ZM196 172L197 171H195V173ZM161 173L162 174L164 173V175H162ZM16 174H18V175H16ZM200 174H202V173H200ZM130 175H133V176H130ZM144 175H146V176L149 175L150 178L148 177V179H147V177H145ZM10 176H11V178H10ZM36 176H39L40 178L36 177ZM50 176H51V174H50ZM72 176H73V174H72ZM151 176L154 178H151ZM70 177L71 176H69V178ZM114 177H115V180L117 179L116 183L119 182L120 180H121L120 181L121 183L109 184L108 181L109 180L114 181V179H113ZM42 178L46 182L43 181ZM67 178H68V176H67ZM102 178H103V182H101ZM106 178H108V180ZM119 178H120V180H119ZM145 178H146V180L144 181ZM158 178H159V180H158ZM19 179H20V181H19ZM104 179H105V181H104ZM151 179H153V180L151 181ZM17 180H18V182H17ZM106 180H107V182H106ZM8 181L12 182V183H16L15 186H13L12 183L9 184ZM122 181H123V183H122ZM48 182H50V184ZM89 182H91V181H89ZM99 182H100V184L104 183L103 184L104 187L107 183L109 185L107 184L106 185L107 187L105 189L102 186V184L99 185ZM168 182H169V184H172V181H168ZM1 183H2V185H1ZM85 183H86V181L83 182V184H85ZM88 183H86L85 186ZM114 183H115V181H114ZM65 185H67V187L65 188L67 191L62 192V191H65L62 189L65 187ZM88 185H90V184H88ZM88 185H87V187H88ZM50 186H52V187L50 188ZM94 187H96V186H94ZM49 193H50V195H49ZM51 193L56 194V195H53ZM46 194L49 195V197ZM68 194H70V193H68ZM53 198H55V199H53ZM68 199H70V198H68ZM102 199H103V201H102ZM104 199L106 200L105 204H103ZM9 201L10 202L13 201V202L9 203ZM55 202H58V203H55ZM62 202H63L64 208L67 209L66 211L67 212L70 211V212L66 213L65 209H60L61 208L60 206H62L61 205ZM151 202H152V204H151ZM57 204H60V205H57ZM100 209H101V211H100ZM170 213L172 215H170ZM4 220H5V223H4ZM99 220L101 221V223ZM62 221H65V220H62ZM59 222H61V219ZM68 222H69V224H68ZM171 224H173V226ZM5 225H8V227H9V228H7L8 229L6 231L7 233L4 232L5 230L3 231V229L6 227ZM170 225L172 227H170ZM164 227L165 228L167 227V229H165ZM89 228H94L95 232L92 231V233L88 236L89 239L85 240V239H83L84 238L83 232ZM176 228H177L178 232H177ZM158 229H160V230H158ZM161 230L165 231L166 234H165V232L162 233ZM14 233H16V234H14ZM171 233H173V234H171ZM176 233H178V235L180 236L179 237L180 240H178L177 243H176V241H177L176 239L178 238V235H175ZM9 234H11V236ZM58 234H57L56 238L58 239V237H59V239H61L60 237L62 236V233L60 236ZM167 234L175 236V238H174L175 240L173 239L174 244H171L173 246L168 245L169 243H166L165 246L160 245V243L162 244V243H165L164 241H168L167 240V237H168ZM180 234H182V233H180ZM13 235H16V236H13ZM37 236H36V239L38 238ZM176 236H177V238H176ZM13 237H14V240H12ZM163 237L166 239H163ZM172 237L169 236V240ZM83 240H84V242H83ZM73 242H77L76 246L74 245V247H72V249H70L68 252L64 253L63 251H64V249H66L65 246H68L67 244L71 245ZM175 245L180 246V247H176ZM164 247H166V248H164ZM188 249L190 250L192 248L188 247ZM165 255H167V254H165ZM166 257H168V256H166ZM95 258H97V259H95ZM56 260H59V261L57 262ZM13 261L14 260H12V262Z\"/></svg>",
    "mask_w": 264,
    "mask_h": 264
},
{
    "label": "built area",
    "instance_id": "obj_3",
    "mask_svg": "<svg viewBox=\"0 0 264 264\" xmlns=\"http://www.w3.org/2000/svg\"><path fill=\"white\" fill-rule=\"evenodd\" d=\"M43 55L44 67H36L38 73L50 74L49 51ZM50 58V57H49ZM4 114L0 118V133L4 135L6 131H15L17 127H22L24 119L34 115V109L29 104V97L26 91L18 92L13 98L5 100Z\"/></svg>",
    "mask_w": 264,
    "mask_h": 264
}]
</instances>
